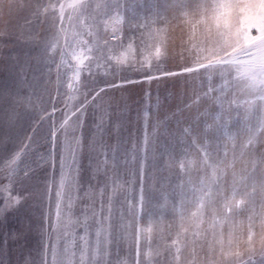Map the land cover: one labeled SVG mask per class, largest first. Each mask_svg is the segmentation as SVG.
Masks as SVG:
<instances>
[{"label":"rangeland","instance_id":"rangeland-1","mask_svg":"<svg viewBox=\"0 0 264 264\" xmlns=\"http://www.w3.org/2000/svg\"><path fill=\"white\" fill-rule=\"evenodd\" d=\"M60 2L24 0L22 9L18 2L11 10L5 5L4 14L0 16V32L7 33L0 42V188L10 183L5 162L24 149L20 170L11 178V194L21 197V202L0 212V264H44L45 259L47 264H53V245L58 253L56 264H63L67 244L73 245L75 264H80L86 217L88 259L85 264H91L95 233L100 227L97 220L105 228L111 226L108 255L106 258L101 255L99 264H129L127 258L136 252L137 245L141 264H148V253H151L152 264H174L172 257L176 247L181 248L180 264L192 260L193 247L198 264H206L202 259L207 250L206 240L201 237L193 245L192 226L185 222L188 232H182L180 226L181 213L188 215L194 210V188L200 186L199 179L205 171L211 173V169L202 167L201 150L210 154V163L223 159L226 151L231 161L233 151L239 155V145L249 129L256 130L259 135V113L245 119L243 108L229 106L231 89L223 88L219 75H214L211 81L203 70L200 74L165 75L180 73L185 65L195 66L193 61L197 53L190 52L191 42L185 41L193 33V25L197 41L205 32V24L195 23L199 17H190L191 23L181 22L182 0H125L120 9L124 20L120 26L122 38L111 39L110 30L105 32L103 25H99L97 43L108 41L107 45L101 44L104 58L126 53L127 63L117 65L115 61H108L110 74L107 76L99 74L102 70H95V81L115 82L118 87L108 89L88 105L81 129L80 113L76 109L84 102L85 92L91 100L98 83L82 72L77 85L72 79V68L56 69L59 50L50 56L47 45L57 36L55 25L59 21L53 18L58 9L56 12L50 10L40 19L33 17L37 4ZM65 15L67 17V12ZM27 20L33 22L29 25ZM73 23L79 27L76 20ZM146 23L149 28L167 29V42L162 45L159 59L154 55L158 41L148 40L143 35L147 29L140 27ZM252 34H257L255 29ZM130 41L132 51L127 50ZM95 55L100 57V52ZM146 56L151 60L150 67L145 63ZM66 58L69 64L75 63L70 55ZM46 60L54 63H45ZM149 76L154 78L148 79ZM210 87L213 91H209ZM53 107L57 111L41 120L40 117L51 113ZM65 119L69 147L66 150L64 130H61L53 148L52 126L55 124L59 128ZM81 133L82 143L76 145L75 137ZM71 148L76 149L74 162ZM255 151L259 153L264 149L257 145ZM62 155L65 158L63 169ZM181 161H184L183 168ZM189 161L193 163L190 165ZM246 162L247 158L237 160V175L242 173ZM248 167L247 187L239 186L237 196L239 200L247 191L250 194L247 202L232 220L215 226L217 237L223 232L225 241L233 229L234 240L246 239L248 216L253 209L257 213L260 211L264 199L260 187L264 180V164L257 159L254 168L250 163ZM25 170L29 173L27 177ZM62 172L66 180L60 227L52 231ZM233 180V170L228 168L218 173L213 188L228 196ZM6 195L8 193H0V208L4 207ZM70 200L72 207L69 209ZM69 219L73 223L66 234L64 224ZM211 219V213L206 211L200 231H207L208 239H211L208 228ZM255 231L258 238L261 231L258 220ZM100 240L103 254V234ZM243 247L245 245L241 244ZM250 264H264V257L257 251Z\"/></svg>","mask_w":264,"mask_h":264},{"label":"snow or ice","instance_id":"snow-or-ice-1","mask_svg":"<svg viewBox=\"0 0 264 264\" xmlns=\"http://www.w3.org/2000/svg\"><path fill=\"white\" fill-rule=\"evenodd\" d=\"M22 9L24 7V0H0V16L4 14L5 5L11 10L16 4ZM125 0H61L59 4L45 3L37 4L36 11L33 17L40 19L46 17L51 10L58 14L53 18L58 20L56 24L57 36L47 45V51L50 56H54L59 50L60 61L56 63V69L59 71L61 67L72 68V79L76 81L77 85L80 84V77L82 72L88 73L92 77L93 82L98 83V87L94 90L91 100L88 98V93L85 92V100L76 109L80 113L79 127L83 128V117L86 114L87 107L102 93H105L110 88L118 87L115 82L104 81L99 83L95 81V70H102L99 74L107 76L110 74L108 61H115L117 65L127 63L128 57L126 53L120 56H107L103 57L101 44L107 45L108 41L97 43V30L99 25H103V30L111 32V39L117 40L122 38V28L120 27L124 20L120 9L124 6ZM70 10V11H69ZM67 12V17H66ZM11 14V11L9 12ZM180 16L183 17L182 23H191V18L199 17L196 19V24H205V32L201 39L197 41L195 37V25H193V33L188 36L185 43L189 44V51L197 53L193 63L195 66L185 65L182 67L180 73L168 72L165 75H178L197 73L200 74L201 70L207 75L209 81L212 80L214 75H219L223 88L231 89V97L227 100L229 106L235 105L236 107L243 108L245 119L253 116L258 112V131L249 129L246 138L240 143V152L237 156L233 151L232 160L228 161V152L224 153L223 159H217L215 163H210V154L206 150L203 152L202 167L204 169H211L210 175L205 171V175L199 179V187L194 188L193 207L188 215L181 213L180 226L182 232H188V228L184 227L185 222L192 226L191 236L193 237L191 243L196 244V241L203 237L207 243V250L204 257L206 264H250L253 257L259 252L261 257H264V199L260 203V211L257 213L255 209L252 214L248 216V227L246 239L234 240V231H230L225 241L223 232L217 237L215 226L222 225L225 221H230L238 214L239 210L247 202L246 198L250 195L247 191L243 193L241 199H237L240 194L239 186L247 187L246 181L249 179L250 163L252 168L255 167L257 159L264 164V151L257 153L256 146L260 145L264 149V0H182L180 8ZM67 18L68 24L65 25ZM76 20L77 24L73 21ZM32 20H27V24H31ZM43 23V20H40ZM152 23H155L154 21ZM140 27L147 29L143 34L148 40H157L158 43L154 48V55L157 59L162 55V45L167 42V29L166 28H149V25L143 24ZM256 30V35L252 34V30ZM7 33L0 32V42H3ZM128 51L133 50V44L130 41L127 46ZM110 51V49H109ZM100 52V57L95 55ZM203 54V55H201ZM66 55H70L71 59L75 62L69 64ZM242 57H244L242 59ZM183 59V55H181ZM95 62V63H93ZM45 63H54L53 60H46ZM145 63L150 67L151 60L148 56L145 57ZM154 77L149 76L148 79ZM59 83V77H57ZM72 87V85H69ZM78 90V89H77ZM209 91H213L210 87ZM224 95H227L225 92ZM241 97H243L241 99ZM75 99V97H70ZM219 99V98H218ZM57 109L52 108L51 113L43 114L40 119L50 117ZM75 115V113H73ZM68 121L65 119L60 127H55L53 124L50 139L52 146L55 148L57 133L64 130V144L66 150L69 147L68 134H67ZM35 131V129H33ZM75 131V129H73ZM31 140V137H29ZM76 145L82 143L81 136L75 137ZM28 145L25 144L24 148ZM236 145L233 144V149ZM24 153L22 148L20 151L15 152L9 160L5 162L4 167L9 169L10 183L7 186L0 188V193H8L5 196V204L0 208V212L6 211L21 202V197L11 194V178L19 172V163ZM76 149L71 148L70 154L72 161H75ZM247 158L246 166L242 173L237 175L235 172V164L237 160L245 161ZM61 168L65 167V158L61 156ZM190 165L193 163L188 162ZM70 166V165H69ZM180 167H184V161L180 162ZM228 168L233 170V186L231 194L225 196L222 190H214L213 185L216 184L218 173L226 171ZM28 170L24 171V176H28ZM66 177L62 172L57 191V204L55 211V221L51 224L52 231H56L60 227L61 220V207L63 203V189L65 186ZM261 192L264 193V180L261 181ZM253 190H255V182H253ZM114 193L116 189H113ZM103 192H101V196ZM111 200V197L109 198ZM69 209L72 207L71 200L68 203ZM211 213L212 219L209 223V230H211V239H208L207 231L201 232V226L204 224L205 212ZM110 213V209H109ZM105 217L104 219H109ZM257 220L261 229L257 238L255 231ZM73 223L70 219L64 224L67 234L68 227ZM100 225L96 229V245L92 252L91 264H99L101 255L107 257V245L111 242L109 237L110 225L108 228L103 226L100 220H97ZM85 235L81 237L84 241V247L80 251V264H85L88 259V241H87V217L85 218ZM147 231H151L149 228ZM104 236V252L100 251L101 240L100 237ZM173 241V244H176ZM241 244L245 247L241 248ZM47 245L45 251L47 255ZM73 245L67 244L64 248L63 264H75L76 252L72 250ZM201 251L204 247L201 246ZM181 248L176 247L175 255L172 257L174 264H180ZM193 258L188 264H198L196 255V248H192ZM57 247L52 246V260L56 264ZM159 255V253H157ZM148 264H152L151 253L147 254ZM136 264H140V251L137 245L136 250ZM44 264H47L45 259Z\"/></svg>","mask_w":264,"mask_h":264},{"label":"trees","instance_id":"trees-1","mask_svg":"<svg viewBox=\"0 0 264 264\" xmlns=\"http://www.w3.org/2000/svg\"><path fill=\"white\" fill-rule=\"evenodd\" d=\"M174 182H175V180H174ZM135 257H136V252L131 253V258H127L128 259V263L129 264H136V262H134V261L137 260V257L136 258ZM139 259H140V264H141V255H140Z\"/></svg>","mask_w":264,"mask_h":264}]
</instances>
